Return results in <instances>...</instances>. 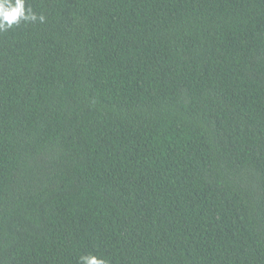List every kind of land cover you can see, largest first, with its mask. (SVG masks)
I'll use <instances>...</instances> for the list:
<instances>
[{"label":"trees","instance_id":"trees-1","mask_svg":"<svg viewBox=\"0 0 264 264\" xmlns=\"http://www.w3.org/2000/svg\"><path fill=\"white\" fill-rule=\"evenodd\" d=\"M0 32V264H264V0H26Z\"/></svg>","mask_w":264,"mask_h":264},{"label":"clouds","instance_id":"clouds-1","mask_svg":"<svg viewBox=\"0 0 264 264\" xmlns=\"http://www.w3.org/2000/svg\"><path fill=\"white\" fill-rule=\"evenodd\" d=\"M43 14H37L31 6L26 8V0H0V32L7 31L21 22H45ZM78 264H107L102 257L94 254L81 255Z\"/></svg>","mask_w":264,"mask_h":264}]
</instances>
